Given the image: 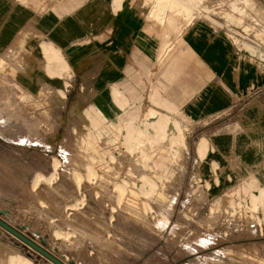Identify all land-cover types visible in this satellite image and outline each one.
<instances>
[{
    "label": "rangeland",
    "instance_id": "rangeland-1",
    "mask_svg": "<svg viewBox=\"0 0 264 264\" xmlns=\"http://www.w3.org/2000/svg\"><path fill=\"white\" fill-rule=\"evenodd\" d=\"M142 4L264 60V0ZM62 98L25 95L0 64V221L63 264H264L263 192L208 202L199 133L145 114L103 135L73 126ZM0 264L53 263L0 226Z\"/></svg>",
    "mask_w": 264,
    "mask_h": 264
},
{
    "label": "crops",
    "instance_id": "crops-1",
    "mask_svg": "<svg viewBox=\"0 0 264 264\" xmlns=\"http://www.w3.org/2000/svg\"><path fill=\"white\" fill-rule=\"evenodd\" d=\"M142 1L0 0V64L29 97L63 93L78 128L184 123L200 135L206 200L242 189L264 203V60L205 22H158Z\"/></svg>",
    "mask_w": 264,
    "mask_h": 264
},
{
    "label": "water",
    "instance_id": "water-1",
    "mask_svg": "<svg viewBox=\"0 0 264 264\" xmlns=\"http://www.w3.org/2000/svg\"><path fill=\"white\" fill-rule=\"evenodd\" d=\"M0 226L2 228H4L5 230H7L8 232H10L11 234H13L14 236H16L17 238H19L20 240H22L23 242H25L26 244H28L29 246H31L33 249H35L41 255H43L48 260H50L53 264H63L59 260L54 258L52 255H50L49 253H47L46 251H44L40 247L36 246L35 244H33L31 241H29L28 239H26L22 235H20L17 231H15L13 228L9 227L7 224L3 223L2 221H0Z\"/></svg>",
    "mask_w": 264,
    "mask_h": 264
},
{
    "label": "bare ground",
    "instance_id": "bare-ground-1",
    "mask_svg": "<svg viewBox=\"0 0 264 264\" xmlns=\"http://www.w3.org/2000/svg\"><path fill=\"white\" fill-rule=\"evenodd\" d=\"M183 2V1H182ZM8 85V84H7ZM6 90V89H5ZM14 93V92H13Z\"/></svg>",
    "mask_w": 264,
    "mask_h": 264
}]
</instances>
